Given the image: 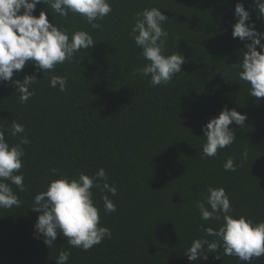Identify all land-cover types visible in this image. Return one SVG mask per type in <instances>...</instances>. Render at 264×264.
<instances>
[{
	"label": "trees",
	"instance_id": "trees-1",
	"mask_svg": "<svg viewBox=\"0 0 264 264\" xmlns=\"http://www.w3.org/2000/svg\"><path fill=\"white\" fill-rule=\"evenodd\" d=\"M112 12L93 29L79 15L60 17L44 4L36 6L50 22L69 35L84 30L93 46L81 49L72 62L43 73L28 63L13 80L35 72V95L21 104L14 85L0 82V128L10 145L8 129L15 119L25 127V191L20 205L0 208V264H57L61 251L70 252L68 264H245L224 255L223 247L210 253L205 246L197 261L186 251L205 236L200 226L219 228L221 221L201 219L196 207L209 186L224 188L234 216L264 221V97L249 95L250 85L239 79L245 42L233 38L237 2L244 4L258 31L264 32L254 0H109ZM157 7L169 18L166 52L185 57L181 73L166 86L152 87L149 78L133 75L147 63L129 35L137 12ZM264 43V40H262ZM258 50H259V46ZM67 78L66 90L50 86V77ZM246 114L245 125L233 122L236 140L215 157H204L203 125L224 107ZM247 151V159L241 153ZM235 158L236 171L224 163ZM58 169L57 174L49 171ZM103 168L117 193L92 189L100 225L111 238L88 251L72 247L61 234L49 248L35 233L39 212L34 197L59 176H89ZM107 194L116 211H104ZM219 256V257H217ZM251 264H264V256Z\"/></svg>",
	"mask_w": 264,
	"mask_h": 264
},
{
	"label": "clouds",
	"instance_id": "clouds-1",
	"mask_svg": "<svg viewBox=\"0 0 264 264\" xmlns=\"http://www.w3.org/2000/svg\"><path fill=\"white\" fill-rule=\"evenodd\" d=\"M259 16L264 17V0H254ZM44 4L53 13L65 19L69 13L81 16L93 29L102 28L100 23L112 12L109 0H0V82L14 85L19 93L21 104L35 95L31 88L39 80L35 72L25 75L23 81L13 80L14 73L19 74L28 63L43 73L53 70L58 64L72 62L81 49L87 50L96 41L84 30L69 35L67 29L50 22L45 10L34 15L36 6ZM236 22L232 25L233 38L245 42L242 63L236 65L240 71L239 79L250 85L249 95L264 97V32L255 27L249 11L244 4L237 2L234 8ZM169 18L160 8H145L135 15V23L129 35L141 50L140 56L147 61L141 67L133 69V75L149 78L152 87L166 86L181 73L185 57L177 51L165 54L169 33L163 25ZM259 46V50L258 47ZM67 78L60 75L50 77V86L63 92ZM246 114L226 106L218 116L203 125L202 146L204 157H215L219 150L232 145L236 140L234 130L229 127L235 122L239 127L245 125ZM8 129L12 137H19L16 144L10 145L5 130L0 128V208L10 209L19 206L21 201L13 191L15 185L20 192L25 191L24 177L17 174L23 167L24 145L30 143L25 127L15 121ZM247 151L241 153L247 159ZM225 171H236L235 158L229 157L223 165ZM53 174L58 169L50 168ZM101 189L104 193H117L114 184L109 183L107 172L100 168L89 176L83 172L76 177L59 176L47 185L46 190L34 197L32 210L39 212L34 225L35 233L42 237L46 246L51 248L58 234L67 239V243L88 251L100 244L105 238H111L109 228L100 225L99 209L94 204L92 189ZM207 195L196 204L204 221H221L219 228L200 226L205 236L216 239H196L185 252L189 261H197L207 246L210 253L220 247L224 255L235 256L245 264H251L253 258L264 256V221L259 223L239 215L234 216L232 204L224 188L209 186ZM104 211L112 213L116 206L107 194L102 195ZM70 252L61 251L55 259L57 264H68ZM219 257V256H217Z\"/></svg>",
	"mask_w": 264,
	"mask_h": 264
}]
</instances>
